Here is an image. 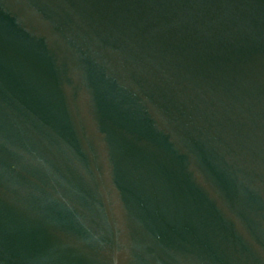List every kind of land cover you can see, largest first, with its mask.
Instances as JSON below:
<instances>
[{"label": "water", "instance_id": "water-1", "mask_svg": "<svg viewBox=\"0 0 264 264\" xmlns=\"http://www.w3.org/2000/svg\"><path fill=\"white\" fill-rule=\"evenodd\" d=\"M0 264H264V0H0Z\"/></svg>", "mask_w": 264, "mask_h": 264}]
</instances>
